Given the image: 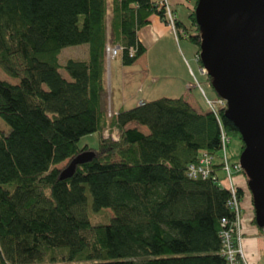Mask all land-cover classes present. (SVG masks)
<instances>
[{"label":"trees","instance_id":"16d2710c","mask_svg":"<svg viewBox=\"0 0 264 264\" xmlns=\"http://www.w3.org/2000/svg\"><path fill=\"white\" fill-rule=\"evenodd\" d=\"M161 2L0 0V69L18 80L0 81V117L9 126L0 130V264H227L220 224L235 215L229 191L216 181L223 163L214 114L183 97L110 116L106 109L107 44L122 48L116 57L124 68L134 66L146 52L137 32L154 15L168 23ZM196 2L186 23L172 15L175 39L195 46L201 69ZM81 45L86 58L62 67L61 51ZM224 111L218 119L230 143V135L240 136ZM112 129L117 141L103 137ZM96 133L94 158L60 180L59 166L91 151L78 143ZM243 150L242 143L240 155ZM203 153L214 158L212 174L190 178L189 166ZM238 175L247 184L245 173L233 170ZM237 195L242 207L240 187ZM251 223L264 234L254 216ZM235 264L245 262L237 256Z\"/></svg>","mask_w":264,"mask_h":264},{"label":"water","instance_id":"95a60500","mask_svg":"<svg viewBox=\"0 0 264 264\" xmlns=\"http://www.w3.org/2000/svg\"><path fill=\"white\" fill-rule=\"evenodd\" d=\"M199 58L215 93L226 102L223 117L244 145L239 157L248 178L256 225L264 231V0H197ZM95 152L69 160L59 179L72 177Z\"/></svg>","mask_w":264,"mask_h":264},{"label":"rangeland","instance_id":"374dc122","mask_svg":"<svg viewBox=\"0 0 264 264\" xmlns=\"http://www.w3.org/2000/svg\"><path fill=\"white\" fill-rule=\"evenodd\" d=\"M187 42L190 43L189 41ZM86 48H87V45L65 48L63 51H61L59 55V64L63 67L64 64L69 59H75V60L84 59L82 58V55H83L84 50H86ZM177 49L179 53V51L181 50L179 47ZM158 53H159L158 48H155V49H151L149 53L146 54L147 59L149 61L148 73L143 72L142 66L140 65H134L132 67L125 68L123 70L122 66L120 65L119 56L107 62V65H106L107 66L106 67L107 76H108L107 90L109 88V90L111 91L114 86L116 77L122 76L124 72L126 71L125 81L127 83V87L131 92H134V94L136 95V99L141 98L146 101H152V100H155L161 97H165L167 95H171V97H173L175 93H177L180 90V88L177 83V79L170 78L169 75H177V73L175 72L173 68V66L177 62L174 60V57H173L174 55H172V53H170V55H172L171 56L172 60H168L164 58L163 56H161V59L163 61L168 62L170 69L175 72L173 74H170L166 63L157 62V60L160 59V57L158 56ZM184 54L187 56L186 53ZM60 72L66 79H69V76L67 75V73L64 71L63 68H61ZM191 78H192L191 83L193 85V88L189 92L191 93L196 103V107L200 111H207L208 109H207V105L205 103V99L202 94V91L204 95L209 100H212V101L216 100V93L213 90L211 83L207 80V77L205 74H203L201 78H197V77L195 78L194 76H192ZM0 81H5L13 85L18 83V80L12 79L8 75H6L1 69H0ZM197 84L200 86V88L197 87ZM108 91L105 96V104H106V109L111 112L110 98H109L110 96H109ZM0 130L9 131L8 124L1 117H0ZM99 143H100V136L96 133V134L88 135V136L81 138L78 145L80 148H83L85 145H87L89 149H91V151L97 152L99 149ZM241 144L242 143L237 136L230 135V143L227 148V155L231 161L230 164L235 163V162L239 163ZM218 158H220V154L216 156L217 161H218ZM68 162L69 160L62 163L59 166V168L63 170L67 166ZM217 176L221 183H223V181L227 177L223 171H218ZM86 193H87V198H88V207H90L91 196L88 190ZM251 200L252 198H251L250 192L247 189L245 192L243 203H242V206H243L242 218H246L247 220H249L250 218L252 219L253 217L252 216L253 208H252ZM89 219L91 223L93 224L98 223L97 219H95L94 216H92L91 214H89ZM101 219H103L104 222L106 223L110 222V220L108 221V218L101 217ZM244 244H245V241L242 240V245L244 246ZM246 263L251 264L247 262V260H246ZM256 264H264V260Z\"/></svg>","mask_w":264,"mask_h":264},{"label":"crops","instance_id":"0c3cea01","mask_svg":"<svg viewBox=\"0 0 264 264\" xmlns=\"http://www.w3.org/2000/svg\"><path fill=\"white\" fill-rule=\"evenodd\" d=\"M152 1L158 2L159 0ZM107 2L108 5H110L111 0H107ZM169 4L173 14L177 17V20L180 23H186L189 13L188 8L192 6L193 0H169ZM137 37L139 42L146 48V52L134 63V65L142 66L143 72L148 73L149 61L146 54L149 53L151 49L158 48V56L160 57V59L161 56H163L168 60H172L171 56L174 55V60L177 63L173 66V68L177 75L169 76L170 78L177 79L180 90L175 93L173 97H171V95H167L165 97H183L191 107L199 112H202L196 107V103L191 93L189 92L193 87L188 89V85L191 84L192 76H194L195 78H201L203 76L200 71V65L195 57V46L185 40L177 41L170 30L167 28V26H165L161 19L156 15L151 17L149 25L141 28L137 32ZM178 47L181 50L179 51V53L177 51ZM170 53H172V55H170ZM184 53H186L187 56ZM82 57L85 59L86 54L84 53ZM159 60H157V62H163L167 64L170 74L175 73L170 69L168 62L163 61L162 59L160 61ZM122 69L124 70L125 68L122 66ZM125 73L126 71L122 76L116 77L113 88L111 86V91L109 90V88V91L107 90L110 96V108L114 113H118V111L121 109L132 108L135 106H139L143 102H147L146 100L141 98L136 99V95L134 94V92H131L128 89L127 83L125 81ZM138 128L142 132L147 133V130H145L144 128ZM234 182L237 187H240L244 192H246L247 184L244 176H236ZM243 220L242 230L244 237L242 238V240L245 241V244L243 246L245 261L247 260V262L251 264H256L264 260V234L256 227L254 229V226L251 223V218L249 220L243 218Z\"/></svg>","mask_w":264,"mask_h":264},{"label":"built area","instance_id":"2783aa9c","mask_svg":"<svg viewBox=\"0 0 264 264\" xmlns=\"http://www.w3.org/2000/svg\"><path fill=\"white\" fill-rule=\"evenodd\" d=\"M161 6L164 8L165 11V19L167 20V27L170 29L171 33L176 36L177 31L174 24V17L171 12V8L169 5L168 0H162ZM122 50L119 46H111L110 44H107L105 52H106V58L107 61L110 59L116 57L118 53ZM133 53L132 50H130V55ZM201 72L203 73L204 70L201 69ZM199 87V86H198ZM202 91V90H201ZM205 99V103L211 111L216 119L219 122L220 126V140H221V154H222V163H223V171L226 174V179L223 183H220L219 179H216L217 183L222 184V187L227 189L230 193V200L228 201V207L234 212L235 218L233 221H230L228 219H222L221 220V232H220V238H221V245H222V255L225 257L227 264H235V258L237 256H240L245 264V257L243 253V247H242V221H241V204L238 199L237 195V187L234 182L233 177V171L236 173L242 171L241 166L239 164H235L232 167L229 165L228 159H227V146L229 144V140L223 130V127L221 126V123L218 119V110L221 107L225 108V101L222 99H216L214 101L209 100L203 93ZM110 111H108V116H110ZM103 137L106 139H111L112 141H117L119 139V132L116 129L105 130L103 132ZM213 160L214 158L212 156H209L206 153H203L198 161L197 164H192L188 168V176L190 178L196 179H206L212 174V166H213Z\"/></svg>","mask_w":264,"mask_h":264}]
</instances>
